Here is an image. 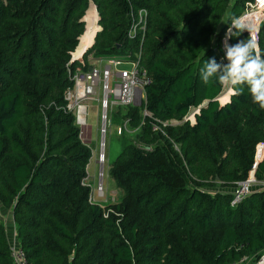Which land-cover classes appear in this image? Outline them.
<instances>
[{
    "label": "trees",
    "instance_id": "16d2710c",
    "mask_svg": "<svg viewBox=\"0 0 264 264\" xmlns=\"http://www.w3.org/2000/svg\"><path fill=\"white\" fill-rule=\"evenodd\" d=\"M251 1L0 0V207L28 264H228L264 251V190L230 204L254 165L264 176V109L247 85L222 104L225 88L200 77L206 60L228 63L221 41ZM90 3L101 30L85 62L138 57L151 79L126 115L138 133L109 169L122 196L107 206L91 199V152L64 101ZM141 10L144 36L131 39ZM257 45L264 56V21ZM0 264H12L1 222Z\"/></svg>",
    "mask_w": 264,
    "mask_h": 264
},
{
    "label": "built area",
    "instance_id": "2783aa9c",
    "mask_svg": "<svg viewBox=\"0 0 264 264\" xmlns=\"http://www.w3.org/2000/svg\"><path fill=\"white\" fill-rule=\"evenodd\" d=\"M241 17L251 25L258 17L264 19V0H252L246 3L244 13ZM260 26V25H259ZM258 26L251 35L255 37L257 42ZM146 29V12L138 11L136 16H132V22L128 31V36L133 39L139 34L143 38ZM250 35L247 31H245ZM227 34V33H226ZM225 37L221 41V48L226 58L224 49ZM229 43V40H228ZM85 52V51H84ZM73 57L71 58V62ZM108 60L97 61L102 64L97 65L91 63L89 67H85L83 60H78L77 69L69 72L71 85L64 92L65 110L73 116L74 125L81 128L86 125L87 121V105L96 101L101 103L102 109V140L106 133V125L108 121V111L114 107L137 106L141 109L145 103V90L151 85V79L147 75L145 69L140 66L139 58L135 60L125 58H107ZM122 63L130 64L131 69L120 68ZM71 64V63H70ZM82 66V67H81ZM144 116H150L145 109H142ZM198 109L193 110L184 118V121L193 122L194 115ZM177 121H166L161 123L162 127L175 125ZM160 127H153V131ZM103 146V144H102ZM264 154V145L259 144L256 148L255 161L259 162ZM104 161L102 153L99 155V162ZM253 166L245 181L236 183L231 206H235L252 193L254 190H264V176L261 179L254 177ZM99 192L102 191L100 187ZM92 199V197H91ZM10 258L12 264H28L24 252L20 246L16 244L10 245ZM228 264H264V251L258 257L245 256L238 261Z\"/></svg>",
    "mask_w": 264,
    "mask_h": 264
},
{
    "label": "rangeland",
    "instance_id": "374dc122",
    "mask_svg": "<svg viewBox=\"0 0 264 264\" xmlns=\"http://www.w3.org/2000/svg\"><path fill=\"white\" fill-rule=\"evenodd\" d=\"M95 18H97V21ZM82 20L85 24V29H84L85 34L83 33V36L80 37L81 47L79 48L76 57L74 58L72 54L73 60L74 62L77 63L78 60H83L85 67H89L90 64L93 62L96 63L97 65H100L102 64V62H97V61L108 60L107 57L94 58L89 56L86 62L83 59L85 52L87 51V49L91 47V45L89 46V44L92 43V40L94 39L96 33L101 30V28L98 26V14L92 3H90L89 8L86 11ZM263 21L264 19L258 17V19L253 24H251L253 29L252 31H254L257 26L259 27V25ZM88 28H89V37L87 36ZM86 36H87V40L86 42H83V38ZM80 38H79V43H80ZM79 43L74 52H76ZM112 58L120 59L121 57L113 56ZM74 62L70 61V63H74ZM120 68L130 70L131 65L122 63ZM74 70H80V69H77V66H75ZM228 93L231 92L229 91L228 88H225L223 95H227ZM223 95L220 97V101L224 99ZM221 98L223 99L221 100ZM226 100L227 99H224L223 103ZM130 107L139 109L135 105L129 107H114L111 109V111H108L106 133L104 135L103 140L101 139L103 136L101 134L102 109H101V103L99 101L87 105L86 125L81 128H78L80 141L91 152V158L86 166L87 183H89L90 185L92 200L97 205L100 206H107L109 204L117 203L122 196V192L116 188L114 182L109 177V169L113 164V162L118 157V155L121 153L125 144L130 142L131 143L136 142L135 137L138 133V129H135L130 126V120L126 116ZM100 153H102L104 156L103 162H99ZM101 168H102V176L100 175ZM99 184H101V188H102L101 192L98 191V189L100 188ZM206 190H208L212 195L215 194L216 192L228 191V189H222V188H213ZM1 210L2 208L0 207V212ZM4 211L9 212V210H4ZM2 218H4V216ZM0 222L4 224L6 229L8 228L7 220L3 222V220L0 218ZM7 237L10 238V233L8 231H7ZM9 244L12 245L13 243L10 242ZM17 245L18 242H16V246Z\"/></svg>",
    "mask_w": 264,
    "mask_h": 264
},
{
    "label": "clouds",
    "instance_id": "9594fccd",
    "mask_svg": "<svg viewBox=\"0 0 264 264\" xmlns=\"http://www.w3.org/2000/svg\"><path fill=\"white\" fill-rule=\"evenodd\" d=\"M235 29V31H233ZM252 26L244 17L233 18L225 37L224 49L227 64L215 58L204 62L200 69V77L205 84L218 82L222 88H228L232 95H241L244 85L248 86L252 100L264 109V56L258 51V45L252 33ZM247 31V40L230 45L228 40L239 37Z\"/></svg>",
    "mask_w": 264,
    "mask_h": 264
},
{
    "label": "crops",
    "instance_id": "0c3cea01",
    "mask_svg": "<svg viewBox=\"0 0 264 264\" xmlns=\"http://www.w3.org/2000/svg\"><path fill=\"white\" fill-rule=\"evenodd\" d=\"M93 41H94V39L92 40V43L90 45L93 44ZM79 47H81V43H80ZM222 104H224V103H222ZM3 216H4V218H2ZM0 218L3 220V222H5L7 220V227L8 228L7 229L5 228V231H6V234H7V231L10 233V238L7 237L8 238V242L16 244V242H18V241H17L16 235H15V227H14V223H13V218H12L11 212L10 211L9 212H5L4 209H2L1 212H0Z\"/></svg>",
    "mask_w": 264,
    "mask_h": 264
},
{
    "label": "bare ground",
    "instance_id": "6f19581e",
    "mask_svg": "<svg viewBox=\"0 0 264 264\" xmlns=\"http://www.w3.org/2000/svg\"><path fill=\"white\" fill-rule=\"evenodd\" d=\"M87 13H88V12H87ZM96 17H97V16H96ZM89 18H90V17H89ZM95 19H96V21H97V18H95ZM90 21H91V19H90ZM97 27H98V26H97ZM88 35H89V34H88V30H87V36H88ZM87 36L83 38V42H86V40H87ZM80 41H81V40H80ZM79 48H80V47H79ZM79 48H78V50H79ZM77 52H78V51H77ZM75 57H76V56H75ZM222 95H223V94H222ZM222 95H221V96H222ZM229 95H230V93H228L227 95H223V96H224L223 98H224V99H227L224 103H226V102L229 100ZM221 96H220V97H221ZM220 97H219V101H220ZM223 98H221V100H222ZM224 99H223V100H224ZM223 100L220 101V102L223 103ZM101 162H102V161H101Z\"/></svg>",
    "mask_w": 264,
    "mask_h": 264
},
{
    "label": "water",
    "instance_id": "95a60500",
    "mask_svg": "<svg viewBox=\"0 0 264 264\" xmlns=\"http://www.w3.org/2000/svg\"><path fill=\"white\" fill-rule=\"evenodd\" d=\"M95 7V6H94ZM95 10H96V8H95ZM73 60V59H72ZM72 62H74V60L72 61ZM100 175L102 176V168L100 169ZM100 185V187H101V184H99Z\"/></svg>",
    "mask_w": 264,
    "mask_h": 264
}]
</instances>
